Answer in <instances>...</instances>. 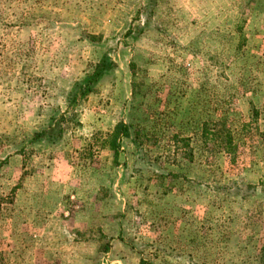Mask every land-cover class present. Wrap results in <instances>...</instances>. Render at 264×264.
Here are the masks:
<instances>
[{
    "label": "rangeland",
    "instance_id": "rangeland-1",
    "mask_svg": "<svg viewBox=\"0 0 264 264\" xmlns=\"http://www.w3.org/2000/svg\"><path fill=\"white\" fill-rule=\"evenodd\" d=\"M149 3L0 0V264H264V0Z\"/></svg>",
    "mask_w": 264,
    "mask_h": 264
},
{
    "label": "trees",
    "instance_id": "trees-1",
    "mask_svg": "<svg viewBox=\"0 0 264 264\" xmlns=\"http://www.w3.org/2000/svg\"><path fill=\"white\" fill-rule=\"evenodd\" d=\"M155 4V0H150L149 10L152 5ZM92 71H89L85 74L84 78L76 83L75 87L71 91L68 97V106L69 111L67 116H63L62 118L53 117L51 120V125L48 130L42 131L40 133L35 134L34 140L35 142L41 140H48L50 142H55L58 138L62 136L64 132L63 123L65 122H73L74 123V107L80 99L87 98L90 94L95 92V87L99 83L100 79L106 75L111 69H113V63L110 57L105 55L99 64L93 67ZM68 118V121H67ZM64 120V121H63ZM127 138L131 139L133 144L137 147L139 152L142 153V133L139 128H135L134 125H128L124 122L118 124L113 133L110 135V147L114 152V156L117 158L120 150H121V139ZM221 142V145L226 147L225 150L228 154L235 153L236 147L233 145V141L229 135H227ZM3 200L0 198V205Z\"/></svg>",
    "mask_w": 264,
    "mask_h": 264
}]
</instances>
